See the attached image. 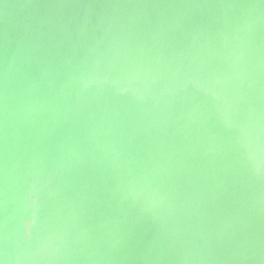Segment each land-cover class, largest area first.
<instances>
[{
	"label": "bare ground",
	"instance_id": "6f19581e",
	"mask_svg": "<svg viewBox=\"0 0 264 264\" xmlns=\"http://www.w3.org/2000/svg\"><path fill=\"white\" fill-rule=\"evenodd\" d=\"M0 264H264V0H0Z\"/></svg>",
	"mask_w": 264,
	"mask_h": 264
},
{
	"label": "water",
	"instance_id": "95a60500",
	"mask_svg": "<svg viewBox=\"0 0 264 264\" xmlns=\"http://www.w3.org/2000/svg\"><path fill=\"white\" fill-rule=\"evenodd\" d=\"M38 203H35V205H37Z\"/></svg>",
	"mask_w": 264,
	"mask_h": 264
}]
</instances>
